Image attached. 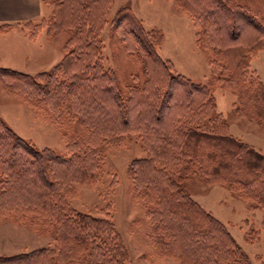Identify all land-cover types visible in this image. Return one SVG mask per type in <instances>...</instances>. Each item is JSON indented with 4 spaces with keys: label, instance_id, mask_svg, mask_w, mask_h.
Here are the masks:
<instances>
[{
    "label": "trees",
    "instance_id": "trees-1",
    "mask_svg": "<svg viewBox=\"0 0 264 264\" xmlns=\"http://www.w3.org/2000/svg\"><path fill=\"white\" fill-rule=\"evenodd\" d=\"M41 1L52 15L40 26L51 37L68 34L64 57L48 72L0 69V78L12 95L62 123L76 122L83 133L68 141V156H60L37 149L0 120V217L36 229L42 220L58 229L52 246L0 256V264H129L111 217L77 211L68 202L77 185L98 177L102 148L121 147L129 136L144 154L130 163L129 174L135 198L146 205L150 240L179 264H247L225 225L186 186L191 178L223 185L252 210L264 209V155L230 135L212 85L174 74L156 52L152 32L123 10L113 23L145 75L142 85L124 93L104 66L101 47L114 0ZM176 1L197 20L198 42L221 73L212 81L235 90L237 114L264 124V84L248 77L250 56L264 49V24L232 0ZM11 28L2 25L0 32Z\"/></svg>",
    "mask_w": 264,
    "mask_h": 264
},
{
    "label": "rangeland",
    "instance_id": "rangeland-1",
    "mask_svg": "<svg viewBox=\"0 0 264 264\" xmlns=\"http://www.w3.org/2000/svg\"><path fill=\"white\" fill-rule=\"evenodd\" d=\"M232 2L264 24V0ZM43 6L46 10L43 17L26 22V28L24 23L21 25L29 39L40 47L37 51L34 49L36 54L32 55L38 61L32 64L26 57L13 61L7 60V56L3 61L6 65L28 70L38 68L40 71L33 75L51 71L62 60L64 44L68 39V34L64 32L51 37L44 26H40L52 15V8ZM123 10L130 11L144 31L152 32L158 44L156 52L169 64L174 74L183 75L196 83L212 85L216 110L228 122L230 135L264 155V124L237 114L238 96L235 90L212 81L221 73L211 65L209 50L198 42L200 27L197 20L176 0H114L110 6L109 22L101 37L103 63L116 76L122 91L127 93L130 87L142 85L145 80L142 66L130 56L122 41L121 30L116 29L113 23L116 15ZM239 25L244 28L245 22ZM42 38L47 45L40 41ZM200 40L202 42V38ZM45 49L47 51H39ZM24 52L30 53L28 50ZM248 77L264 84V49L250 56ZM0 120L37 149L49 148L60 156H68V141L81 138L83 133L76 122L66 120L62 123L49 110L37 111L20 97L9 93L1 78ZM102 154L104 163L98 172V179L77 185V192L68 200L71 207L96 217H102L101 214L111 217L129 251V264H179L177 260L166 257L150 240L146 205L133 194L129 166L133 160L144 157L140 143L129 136L125 145L104 147ZM186 186L192 199L225 225L246 255L247 264H264V209L252 210L248 201L223 185H207L191 178ZM41 222L40 229H36L29 222L0 217V256L10 257L52 246L58 239L57 226L50 224L46 228Z\"/></svg>",
    "mask_w": 264,
    "mask_h": 264
},
{
    "label": "crops",
    "instance_id": "crops-1",
    "mask_svg": "<svg viewBox=\"0 0 264 264\" xmlns=\"http://www.w3.org/2000/svg\"><path fill=\"white\" fill-rule=\"evenodd\" d=\"M45 13L46 10L44 11L41 0H0V26L12 25L10 30L0 32V69H11L27 74H34L40 71L38 68L28 70L27 68H20L17 65H6L3 61L6 60L5 56H7V60L13 61L26 57L27 60H30L28 62L32 64L38 61L32 55L36 54L34 53V49L37 51V48L40 47L36 45V42L33 43L29 39L23 32L21 25L28 21H36L43 17ZM43 38L40 41L46 44ZM40 45L45 46L44 44ZM26 50L30 53H25L24 51Z\"/></svg>",
    "mask_w": 264,
    "mask_h": 264
}]
</instances>
